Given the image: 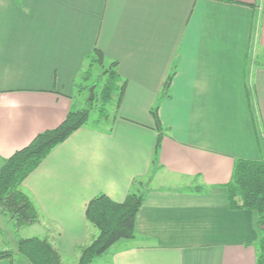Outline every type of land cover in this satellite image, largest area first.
<instances>
[{"label": "crops", "instance_id": "1", "mask_svg": "<svg viewBox=\"0 0 264 264\" xmlns=\"http://www.w3.org/2000/svg\"><path fill=\"white\" fill-rule=\"evenodd\" d=\"M95 49L122 100L25 178L39 222L22 239L63 264L98 234L88 202L135 192V236L99 264H256V215L230 209L226 185L235 159H264V0H0V166L65 120Z\"/></svg>", "mask_w": 264, "mask_h": 264}, {"label": "trees", "instance_id": "2", "mask_svg": "<svg viewBox=\"0 0 264 264\" xmlns=\"http://www.w3.org/2000/svg\"><path fill=\"white\" fill-rule=\"evenodd\" d=\"M85 63L88 64L87 70L95 65L105 67L104 56L96 49L93 54L85 58ZM115 67L116 62H110L109 66L105 67L104 73L107 74V78L102 90V98L104 102L109 103L112 94L116 93L115 109L117 110L124 93L125 81L121 80ZM172 76L173 74H170L165 80L164 96L167 94ZM157 108L155 106L150 113L158 132L153 163L156 161L162 140ZM89 112V109L71 110L57 128L38 134L26 147L2 162L0 215L13 221L17 230L39 222L36 208L21 190L23 181L56 146L88 122ZM226 189L230 209L248 210L256 215L255 226L260 234L256 264H264V159L258 161L235 159ZM143 198L142 193L131 192L121 203H116L105 195H98L88 202L85 210L86 221L97 230L98 234L88 245L77 247L78 264H92L118 241L134 238L135 221ZM17 251L28 264H62L60 254L46 238H20L17 242ZM12 256L13 253L10 251L0 252V259H11Z\"/></svg>", "mask_w": 264, "mask_h": 264}, {"label": "rangeland", "instance_id": "3", "mask_svg": "<svg viewBox=\"0 0 264 264\" xmlns=\"http://www.w3.org/2000/svg\"><path fill=\"white\" fill-rule=\"evenodd\" d=\"M257 64H259V62L255 61L254 65L257 66ZM87 67L85 68V77L78 78L76 83L77 91L73 96V110L89 109L88 124L90 125L96 121V118L100 119L106 115L111 116L113 114L117 101V94H112L109 103L104 102L102 98V90L107 78V74L104 73L106 68L95 65L94 67H89L87 70ZM88 100H90L91 103ZM37 232L38 229L37 231H34L32 227H24L17 230L13 221L8 217L0 215V252L10 251L13 253L11 259H0V264H28V262L18 253L17 242L20 238L29 235L35 236L37 235ZM78 256L79 253L71 259H64L63 264H78ZM103 258L104 257L94 260L92 264L103 262Z\"/></svg>", "mask_w": 264, "mask_h": 264}, {"label": "water", "instance_id": "4", "mask_svg": "<svg viewBox=\"0 0 264 264\" xmlns=\"http://www.w3.org/2000/svg\"><path fill=\"white\" fill-rule=\"evenodd\" d=\"M91 92V91H90ZM90 100H91V98H90Z\"/></svg>", "mask_w": 264, "mask_h": 264}]
</instances>
